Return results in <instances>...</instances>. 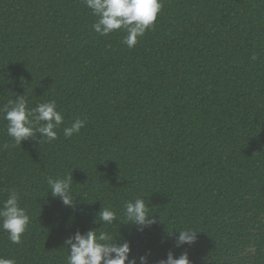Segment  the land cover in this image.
Here are the masks:
<instances>
[{
    "label": "trees",
    "instance_id": "trees-1",
    "mask_svg": "<svg viewBox=\"0 0 264 264\" xmlns=\"http://www.w3.org/2000/svg\"><path fill=\"white\" fill-rule=\"evenodd\" d=\"M131 49L101 37L84 0H0V107L55 100L64 121L49 143L12 147L0 118V205L19 193L30 223L17 264H66L65 239L107 229L150 251L149 264L187 251L193 264H264V0H161ZM257 55L252 60L253 54ZM85 120L80 133L63 128ZM72 174L74 204L47 178ZM142 197L156 223L140 232L123 206ZM111 207V225L95 218ZM198 230L175 247L176 229Z\"/></svg>",
    "mask_w": 264,
    "mask_h": 264
},
{
    "label": "clouds",
    "instance_id": "clouds-1",
    "mask_svg": "<svg viewBox=\"0 0 264 264\" xmlns=\"http://www.w3.org/2000/svg\"><path fill=\"white\" fill-rule=\"evenodd\" d=\"M85 5L97 17L92 25L93 30L101 37L123 30V43L129 49L138 43V37H143L152 28L162 9L161 0H84ZM252 60L257 55H252ZM0 118L7 121V135L12 140V147L21 145L29 138L39 143L43 140L51 143L57 139V129L64 121L63 114L57 109L55 100L41 102L35 108H29L24 96L18 95L15 100H8L0 107ZM85 126V120L77 118L69 127L63 128L65 137H72L80 133ZM9 143L5 142L0 148L7 149ZM48 191L53 197L59 198L66 206L74 204L72 189V174L63 177L47 178ZM125 220L136 226L137 231H144L157 221L149 214L148 206L142 197L128 200L123 206ZM119 219L111 207H104L95 218L102 225H111ZM30 216L26 208L20 204L19 193L14 189L8 191L7 199L0 205V230L7 233L13 244H20L21 237L27 230ZM91 228L81 232L77 230L69 235L64 243L68 246L69 255L66 264H149L150 251L139 257L131 255V243L120 240L107 229L96 231ZM175 247L194 244L197 240L198 230L191 227L176 229ZM0 264H17L15 258L0 255ZM157 264H193L187 251L175 257L169 250L166 258L160 259Z\"/></svg>",
    "mask_w": 264,
    "mask_h": 264
}]
</instances>
